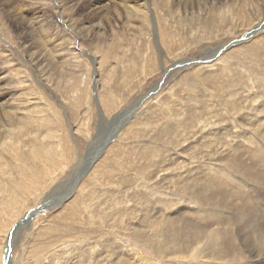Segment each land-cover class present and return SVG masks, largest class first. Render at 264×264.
I'll use <instances>...</instances> for the list:
<instances>
[{"label":"rangeland","instance_id":"obj_1","mask_svg":"<svg viewBox=\"0 0 264 264\" xmlns=\"http://www.w3.org/2000/svg\"><path fill=\"white\" fill-rule=\"evenodd\" d=\"M0 213V264H264V0H0Z\"/></svg>","mask_w":264,"mask_h":264},{"label":"bare ground","instance_id":"obj_2","mask_svg":"<svg viewBox=\"0 0 264 264\" xmlns=\"http://www.w3.org/2000/svg\"><path fill=\"white\" fill-rule=\"evenodd\" d=\"M147 4H148V2H147ZM140 6V5H139ZM144 8V7H143ZM132 14V13H131ZM153 20V19H152ZM227 48V47H226ZM225 47H221L220 49H218V50H215V51H213V56H216L217 54H218V52L221 50H224V49H226ZM211 53V52H210ZM212 59V58H211ZM210 59V60H211ZM207 61V60H206ZM209 61V60H208ZM208 61L206 62V63H208ZM201 64V63H200ZM184 65V63H181V64H179L178 66H183ZM210 66V65H209ZM218 69V68H217ZM213 72V71H212ZM200 73V72H199ZM241 73V72H240ZM213 75V74H212ZM198 76V75H197ZM97 82V80L95 79V81H94V83H96ZM93 88H94V84H93ZM217 95V94H216ZM128 112H125V113H123L122 115H120V117L117 119L118 121L117 122H110V123H103L102 121L100 122V123H103V124H105L104 126H106V129H105V131L103 132V134L101 135H98L97 137H95V142H97V143H93V145H92V149L93 150H91L90 151V153H88V154H86L87 156H86V158H84L83 156H82V159H85L84 160V162L80 165V163H81V161H82V159H80L79 160V162L77 163V166L79 167V169H78V167L76 168V170H75V172H73V174L71 175L72 176V179H71V181L70 182H73L72 184L74 185V187H76V185H77V183H76V181L77 180H79V178L87 171V169L90 167V165L98 158V156L100 155V152H101V150H102V148H104V146H105V144H107L108 143V141H110V140H112V138H113V135L117 132V130L118 129H120L121 128V126L122 125H120V121H122V120H127V118L130 116H128ZM102 115H104V114H101V116ZM104 117V116H103ZM250 117V116H249ZM102 118V117H101ZM29 119V118H28ZM102 119H104V118H102ZM125 120V121H126ZM41 123V122H40ZM30 125V124H29ZM42 127V126H41ZM24 131V130H23ZM22 130H21V132H23ZM52 132V131H51ZM24 133V132H23ZM48 134H49V132H47ZM25 134V133H24ZM47 134V135H48ZM21 135H23V134H21ZM52 135V134H51ZM41 136H42V134H41ZM48 136H50V135H48ZM45 137H47V136H45ZM48 138V137H47ZM46 138V139H47ZM53 138V137H52ZM51 140V139H50ZM11 142V141H10ZM9 142V140H8V143L7 144H9L10 143ZM19 142V141H18ZM4 143H6V142H4ZM3 143V144H4ZM40 143V142H39ZM110 143V142H109ZM3 144H2V147H3ZM7 144H6V146L5 147H7ZM38 144V143H37ZM10 145V144H9ZM35 145V144H34ZM11 146V145H10ZM11 147H14V145H12ZM37 147H39V145L37 146ZM99 147V148H98ZM4 148V147H3ZM6 149V148H5ZM11 149V148H10ZM13 149V148H12ZM11 149V150H12ZM39 149V148H38ZM7 150H9L8 148H7ZM11 150H9V151H11ZM36 149L35 148H32V149H30L28 152H29V154H30V158L31 159H34V157H35V155L37 154V155H39V154H44L46 151H45V147L44 146H42V148H40L39 150H38V153L35 151ZM14 150H12V152H13ZM88 152V151H87ZM48 154V153H47ZM50 155V154H49ZM48 155V156H49ZM28 157V156H27ZM2 159V158H1ZM39 164V163H38ZM42 165L44 166L45 164H43L42 163ZM42 165H40L41 166V169H43L42 168ZM80 165V166H79ZM37 167H39V166H37ZM45 168H47V169H49L47 166H45ZM46 169V170H47ZM78 169V170H77ZM45 170V171H46ZM45 171H42V173H41V176L43 177L44 176V174H46V172ZM51 171V170H50ZM41 172V171H40ZM51 174V173H50ZM49 174V175H50ZM39 175V174H38ZM52 175V174H51ZM40 176V177H41ZM44 177H46V176H44ZM43 177V178H44ZM49 178V177H48ZM28 179V178H27ZM45 179V178H44ZM43 179V180H44ZM47 179V178H46ZM49 179H51V178H49ZM30 179H28V181H29ZM36 180V179H35ZM34 180V181H35ZM37 180H38V178H37ZM32 181V180H31ZM34 181H32L33 182V184H35V182ZM45 181V180H44ZM37 182V181H36ZM42 181H40V183H41ZM46 182H47V180H46ZM21 183V182H20ZM27 183V182H26ZM43 183V182H42ZM48 183V182H47ZM71 184V185H72ZM26 185V184H25ZM39 185V184H38ZM42 185V184H41ZM27 186H30V185H27ZM74 187H72V186H70V191L67 193V194H64L65 195V198H64V200L66 199V198H68L69 196H70V194L72 193V191H73V189H74ZM28 189V188H27ZM65 193V192H64ZM10 197V196H9ZM61 197V194H59V195H57V196H55L54 197V199L53 200H50V198L48 199V198H46L42 203H43V206H45V204H46V206L48 207V206H52L56 201H58L57 202V204H55V205H53V206H56V205H58V203H60V202H62V198H60ZM72 197V196H71ZM10 199V198H9ZM16 199V198H15ZM15 199H10V201L11 202H8L5 206H4V208L8 211V210H10V206L12 205V204H15V203H17V201L15 200ZM18 200V199H17ZM54 202V203H53ZM2 203V202H1ZM14 206V205H13ZM14 208H15V206H14ZM46 209H48V208H46ZM42 210H44V209H42ZM12 211V210H11ZM40 211V209H34V210H32V211H29L28 213H26L25 214V218H22L23 219V224H21V225H18V226H16L13 230H12V232H11V236H12V234L13 233H15L16 231H20V229L21 228H23L24 227V225H27L26 223L30 220V218L31 217H34L35 216V214L36 213H38ZM3 212H4V210H3ZM23 212V211H22ZM8 213V212H7ZM12 213H14V211L12 212ZM1 214V213H0ZM5 214V213H4ZM10 214V213H9ZM24 214V213H23ZM2 215V214H1ZM4 216V215H3ZM6 216V215H5ZM6 218V217H5ZM1 219V218H0ZM8 219H10V218H8ZM8 219H5V220H8ZM96 219V218H95ZM99 219V218H98ZM10 222V221H9ZM11 222H12V220H11ZM10 222V223H11ZM31 222V221H30ZM1 224V223H0ZM4 224V223H3ZM2 224V225H3ZM5 225V224H4ZM13 225V224H12ZM7 226V224L5 225V227ZM1 227V226H0ZM8 227H6V229H7ZM20 228V229H19ZM5 230V229H4ZM7 234V233H6ZM10 236V235H9ZM8 236V239L10 240V237ZM18 238V237H17ZM15 239V238H14ZM6 241V240H5ZM15 244V243H14ZM13 244V245H14ZM9 245H11V243H9ZM4 247V246H3ZM12 247V246H11ZM0 248H1V246H0ZM140 248V247H139ZM3 249H5L4 250V255H3V258H2V264H3V262L4 261H6L5 259L7 258V255H8V253L6 252V247H4ZM10 259H11V253H10ZM11 261H12V259H11Z\"/></svg>","mask_w":264,"mask_h":264},{"label":"water","instance_id":"obj_3","mask_svg":"<svg viewBox=\"0 0 264 264\" xmlns=\"http://www.w3.org/2000/svg\"><path fill=\"white\" fill-rule=\"evenodd\" d=\"M21 223H19L18 225H20ZM17 232V231H16ZM16 232L15 233H13L12 234V236H14V234H16ZM9 240V239H8ZM7 245H6V252L8 253V255H7V258L5 259L6 261H4L3 262V264H11V259H10V250H11V245H9V243H6Z\"/></svg>","mask_w":264,"mask_h":264}]
</instances>
